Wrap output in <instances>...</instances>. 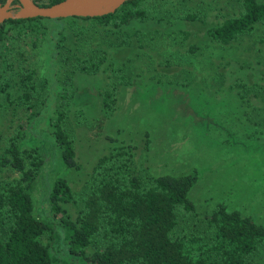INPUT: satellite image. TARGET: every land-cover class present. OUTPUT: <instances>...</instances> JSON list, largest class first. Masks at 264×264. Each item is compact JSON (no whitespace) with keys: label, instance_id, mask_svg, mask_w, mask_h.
Returning a JSON list of instances; mask_svg holds the SVG:
<instances>
[{"label":"rangeland","instance_id":"374dc122","mask_svg":"<svg viewBox=\"0 0 264 264\" xmlns=\"http://www.w3.org/2000/svg\"><path fill=\"white\" fill-rule=\"evenodd\" d=\"M140 6L147 17L127 27L137 31L130 40L133 48L114 59L111 52L128 38L111 27L76 21L81 33L72 35L74 52L93 58L94 73L72 71V57L47 61L43 39L35 45L24 36L0 43V152L20 130L28 139L30 118L38 123L31 140L44 146L42 172L31 191L33 214L46 215V183L63 176L74 201L62 207L74 220L97 159L127 144L128 168L144 183L195 169L197 179L188 193L193 208L178 212L176 235L206 238V215L217 203L264 226V23L221 46L207 38L206 30L236 14L239 0H145ZM28 71L33 72L30 82ZM30 83L33 91L24 104L20 94ZM110 87L115 105L105 114L100 94ZM61 89L72 96L61 101ZM60 106L75 151L73 170L60 168L59 157L39 136L40 130L49 131L46 120ZM18 176L0 167V182ZM40 241L49 245L55 264H83L62 240L50 243L43 234ZM252 264H264V244L257 246Z\"/></svg>","mask_w":264,"mask_h":264},{"label":"trees","instance_id":"16d2710c","mask_svg":"<svg viewBox=\"0 0 264 264\" xmlns=\"http://www.w3.org/2000/svg\"><path fill=\"white\" fill-rule=\"evenodd\" d=\"M34 1L45 6L60 0ZM143 1L127 0L114 12L95 17L6 19L0 24V43L24 36L35 45L43 39L47 61L50 58L64 62L72 57V71L94 73L98 64L92 62L93 58L79 57L74 52L72 35L77 37L81 33L76 21L111 27L120 32L121 39L128 38L126 45L110 55L113 59L122 57L130 51L131 37L137 34L127 27L147 17L140 6ZM239 1L236 14L206 30L211 42L228 45L241 34L250 33L255 24L264 23V0ZM188 49L194 47L189 45ZM32 73L26 74L29 82ZM23 87L20 96L27 104L33 85ZM57 95L65 101L72 93L61 89ZM100 95L101 108L107 114L115 105L113 88L103 90ZM65 119V108L60 106L46 120L49 131L40 130L39 136L59 157L60 168L73 170L77 163ZM32 124L34 127L30 128ZM25 125L31 133L28 139H22L20 130L0 152V167L19 174L0 182V264H55L57 259L50 255L49 245L40 241L43 234L50 243L62 240L69 244L67 251L79 255L83 264H252L257 246L264 244L263 225L236 210H227L220 203L206 215L209 227L206 238L199 234L176 235L173 229L178 212L193 208L188 193L197 179L195 169L177 175H156L144 183L128 168L131 151L127 144L116 145L97 159L74 220L64 215L62 205L74 199L63 176H53L46 183L43 209L46 215L37 217L32 212L31 191L42 172L44 146L41 149L35 137L31 140L32 133L38 132L36 119H27Z\"/></svg>","mask_w":264,"mask_h":264},{"label":"water","instance_id":"95a60500","mask_svg":"<svg viewBox=\"0 0 264 264\" xmlns=\"http://www.w3.org/2000/svg\"><path fill=\"white\" fill-rule=\"evenodd\" d=\"M127 0H60L41 6L34 0H4L0 3V24L6 19L32 17H95L114 12Z\"/></svg>","mask_w":264,"mask_h":264}]
</instances>
